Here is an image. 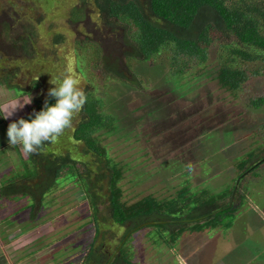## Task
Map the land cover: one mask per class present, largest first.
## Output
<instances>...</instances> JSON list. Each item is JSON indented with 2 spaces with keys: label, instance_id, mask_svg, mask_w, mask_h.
Segmentation results:
<instances>
[{
  "label": "rangeland",
  "instance_id": "374dc122",
  "mask_svg": "<svg viewBox=\"0 0 264 264\" xmlns=\"http://www.w3.org/2000/svg\"><path fill=\"white\" fill-rule=\"evenodd\" d=\"M141 1L154 19L147 0ZM76 6H83L86 14L73 22L70 15ZM40 17L44 19L35 38L45 63L24 60L14 52L21 30ZM109 21L93 1L0 0V75L9 64L32 73L45 66L50 77L43 74L46 84L41 98L47 97L52 75L62 80L65 74H74L86 95L92 91L106 99L116 127L94 135L123 167V201L130 204L147 195L163 200L187 187V196L197 203L209 197L220 202L228 193L233 207L219 214L215 227L211 224L198 233L186 230L170 247L169 234L153 226L158 219L119 225L109 208L107 179L99 182L93 177L99 183L92 190L99 197L95 218L82 186L65 178L52 185L41 155L40 174L35 176L31 154L7 144L8 124L41 108L35 100L37 90H28L33 86L30 77L17 79L20 85L12 88L2 84L0 77V116L17 110L8 119L0 118V264H101L96 247L109 252L119 248L120 257L110 264H175L177 254L186 264H264V164L245 177L242 174L243 162L264 148V104L260 100L255 107L251 101L264 96V74L252 77L233 96L218 80L217 54L210 56L205 68L195 67L178 80L168 66L170 50L154 60L124 62L121 52L134 45L132 31L120 22L112 27ZM55 35L63 37L57 46L51 44ZM76 39L98 44L105 54L99 66L91 60L82 62L84 74L77 71ZM256 64L264 68L263 61ZM64 145L62 141L53 147L61 151ZM80 169L85 172V166ZM91 174L96 177L95 168ZM188 207L183 218L192 213L189 220L197 219L201 211ZM172 228L175 231L180 225Z\"/></svg>",
  "mask_w": 264,
  "mask_h": 264
},
{
  "label": "trees",
  "instance_id": "16d2710c",
  "mask_svg": "<svg viewBox=\"0 0 264 264\" xmlns=\"http://www.w3.org/2000/svg\"><path fill=\"white\" fill-rule=\"evenodd\" d=\"M82 1H93L97 9L109 13L132 31L130 40L134 45L128 52L127 59L154 60L162 51L170 50L168 66L177 80L195 67L205 68L210 56L216 54L220 63L218 80L233 96H238L252 77L264 74V68L256 64L257 61L264 62V0H148L152 14L163 23L148 17L141 0ZM85 14L83 6H76L71 13V20H82ZM24 29L34 33L30 27ZM59 37H54L52 42L60 41ZM27 38L28 36L25 40ZM77 52L83 62L91 60L94 66L99 64L103 54L101 46H93L87 39L77 42ZM105 66L108 67V64ZM37 90L39 93L40 88ZM94 93L91 91L86 95L87 102L77 113L83 114L82 119L76 126L73 120L71 127L66 128L54 142H46L38 152L30 155L36 162L35 176L40 174L38 156L41 155L44 162L47 161L44 168L48 181L55 185L57 180L65 178L82 186L90 197L95 218L99 214L96 205L99 197L94 196L92 190L99 183H95L93 177L99 182L107 179L110 187L109 208L115 221L124 226L129 221L163 220L153 226L169 234L166 240L170 247L179 241L186 230L198 233L205 231L211 224L215 227L214 220L219 214L233 207L229 203L228 193L222 196L220 202L209 197L197 203L187 196L189 189L185 187L172 198L161 200L147 195L130 204L123 201V189L120 185L123 167L114 162L106 145L94 135L99 130L112 131L116 127V117L107 109L106 99ZM35 100L38 107L42 108V101ZM260 100L264 104V96L251 101L256 107ZM62 141L66 143L64 150L56 151L53 146ZM70 141L75 144L70 145ZM262 153L264 148L257 156L251 155V159L243 162L246 166L242 173L244 177L264 164V155L259 158ZM82 165L85 166V172L80 169ZM93 168L96 169V177L91 174ZM26 187L28 185H24ZM23 192L28 193L25 190ZM235 204L237 205L236 200ZM191 205H194L190 208L192 212H201L197 213L198 217H194L197 219L189 220L191 213L185 220L183 214ZM175 225H180V228L174 231L172 227ZM125 236L121 238L120 244L124 242ZM124 260L127 261L126 258Z\"/></svg>",
  "mask_w": 264,
  "mask_h": 264
},
{
  "label": "clouds",
  "instance_id": "9594fccd",
  "mask_svg": "<svg viewBox=\"0 0 264 264\" xmlns=\"http://www.w3.org/2000/svg\"><path fill=\"white\" fill-rule=\"evenodd\" d=\"M49 84L52 86L48 88L47 97L39 111L34 109L27 117H19L8 124L6 142L9 146H20L28 154L36 153L46 142H54L83 109L87 96L73 75L65 74L60 81L50 79ZM16 111L0 118L8 119ZM175 264H186V260L177 254Z\"/></svg>",
  "mask_w": 264,
  "mask_h": 264
},
{
  "label": "flooded vegetation",
  "instance_id": "af4514ba",
  "mask_svg": "<svg viewBox=\"0 0 264 264\" xmlns=\"http://www.w3.org/2000/svg\"><path fill=\"white\" fill-rule=\"evenodd\" d=\"M141 3H142V1H141ZM146 5H148L149 6V2H148V0H147V2H146ZM142 6H143V8H144V11H145V13L148 15V17L150 18V19H152V20H155V21H160L159 19H158V17H155L154 19L153 18H151V16H150V14L146 11V8H145V5L142 3ZM150 9V8H149ZM98 12H99V14L102 16V17H106V18H110V21H109V24L112 26V27H114V25H115V22H118V21H116L113 17H111L110 16V14L109 13H107V12H101L99 9H98ZM71 13H72V11H71ZM40 18H42V20H39ZM40 18H38L37 19V21L36 22H30V23H28V25H26L25 27H30V29L32 30V31H34V33H31V31H29V32H26L25 31V29L23 28L22 30H21V32L20 33H22L21 35L22 36H19V44L18 43H16L15 42V47H14V52L15 51H17V55H18V57H20V58H22V59H26V60H31V61H33L34 59H35V63H39V62H41V63H45V62H48L47 60H46V57H44V54H43V52L38 48V46H37V44H36V38H35V36L37 35V31L38 30H41V28H39V25L43 22V19H44V17H40ZM70 19H71V15H70ZM79 21H81V20H79ZM73 22H78V21H73ZM160 22H162V21H160ZM119 23V22H118ZM119 24H121V25H123V26H125V24L124 23H122V22H120ZM113 30H114V28H113ZM115 32L117 31L116 30V27H115V30H114ZM26 36H28V38H27V40H25L26 39ZM56 36V37H55ZM55 36H53L52 37V41H53V38L55 37V38H57V37H59V35H55ZM62 38L63 37H59V40L60 41H58V42H52L51 41V44L52 45H58V44H60L61 43V40H62ZM86 40V39H85ZM78 41H81L80 39H76L75 40V46H74V50H75V59H76V65H77V71L79 72V73H81V74H84V69H82V67H81V64H82V60L80 59V56H79V54H78V52H77V42ZM88 41V40H87ZM18 44V45H17ZM93 46H95V45H93ZM99 46V45H98ZM19 50H20V52H19ZM127 50H125V51H123V52H121V55H122V58H124V62H126V59H127V56H128V52L130 51H128V52H126ZM114 53H110L108 56H111V55H113ZM102 57H101V59H103V57L105 56V54H104V52H103V54L101 55ZM17 57V60H19V58ZM29 57H31V58H29ZM112 58V57H111ZM111 58L109 59V61H108V63H110V61H111ZM5 59H7V58H5ZM15 59V58H14ZM92 63V62H91ZM113 65H114V63H113ZM97 66H99V64L97 65ZM15 72H16V74H15ZM24 72V73H23ZM46 73V74H45ZM15 74V75H14ZM43 74H45V76L48 78V76H49V72H48V68H47V70H46V68H45V66H43V67H41V69L40 70H37V71H35L34 73H32L31 71H29L28 72V70H22L21 71V69H19L18 67H16V66H13V65H11V64H9V66H6V67H4L3 68V71H2V74L0 75V77H1V82H2V84H5V86H7V88H12V86L14 85V84H19L20 85V83H18V80L17 79H19V78H21L22 76H25V77H30L31 78V80H32V85L33 86H31V87H29L30 89H28L29 91H31V90H33V89H35V90H37L38 88H40V90H39V93H38V90H37V92H36V99H40L41 101H42V103L44 104V102H45V99H46V97H43L42 96V98L40 97V95H41V92H42V90H43V87L45 86V84H46V77H44V79H43ZM4 75H8V77H6V78H4ZM11 75H12V77H11ZM18 75V76H17ZM71 75H73L74 77H75V75L74 74H71ZM50 77V76H49ZM10 78V79H9ZM6 79V80H5ZM52 79H57L58 81H60V79H58L56 76H53L52 75ZM13 83V84H12ZM52 85H50L49 87H51ZM45 98V99H44ZM52 102H54V101H52ZM81 116V114H76L74 117H73V120H75V119H77L78 117H80ZM73 120H72V122H73ZM71 125H72V123H71ZM71 127V126H70ZM68 141V137H67V139H66V142ZM66 144V143H65ZM65 146V145H64ZM161 221H163V220H157V221H155V222H161ZM101 233V232H100ZM99 233V234H100ZM96 245V244H95ZM93 250H95V255L96 256H98L99 257V260H100V262H101V264H110V263H112L113 261H114V259H117V258H119L120 257V253H119V248H116L115 249V251L114 252H109L107 249H103V251H99V248H94ZM106 254H107V256H106ZM94 255V254H93Z\"/></svg>",
  "mask_w": 264,
  "mask_h": 264
},
{
  "label": "crops",
  "instance_id": "0c3cea01",
  "mask_svg": "<svg viewBox=\"0 0 264 264\" xmlns=\"http://www.w3.org/2000/svg\"><path fill=\"white\" fill-rule=\"evenodd\" d=\"M221 264H223V263H221Z\"/></svg>",
  "mask_w": 264,
  "mask_h": 264
}]
</instances>
